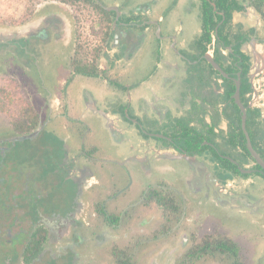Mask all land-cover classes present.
Returning <instances> with one entry per match:
<instances>
[{
    "label": "flooded vegetation",
    "instance_id": "1",
    "mask_svg": "<svg viewBox=\"0 0 264 264\" xmlns=\"http://www.w3.org/2000/svg\"><path fill=\"white\" fill-rule=\"evenodd\" d=\"M96 2L117 7L106 38ZM81 12L82 64L94 71L75 68ZM0 19L26 28L0 39V82L18 81L35 112L26 131L0 112V264H97L102 252L136 264L143 250L152 264L166 252L175 264H231L189 254L205 235L195 225L222 222L210 203L247 220L234 232L252 246L226 235L243 263L254 245L264 264V167L252 150L264 159V0H33ZM154 188L181 212L137 228Z\"/></svg>",
    "mask_w": 264,
    "mask_h": 264
},
{
    "label": "trees",
    "instance_id": "2",
    "mask_svg": "<svg viewBox=\"0 0 264 264\" xmlns=\"http://www.w3.org/2000/svg\"><path fill=\"white\" fill-rule=\"evenodd\" d=\"M95 5L96 6H94V9L96 13H103L104 15H107L106 22H104L102 26V29L105 31L106 38L110 24L109 22L111 21V12L106 10L97 2ZM77 17L78 23L80 25L81 15L77 14ZM0 21H2V19H0ZM100 50L101 47L91 52L94 58L99 57ZM84 51L85 47L83 42V34L78 28L76 56L74 59L75 68L79 72H83L85 70L94 71L95 67L92 65L83 66L82 63ZM19 84L20 83L18 81L12 78H8L7 81L3 83L0 82V112L7 113L20 130L26 131L35 125V112L33 111L31 104L28 102L22 91L18 89ZM17 117L25 118V120L18 123L16 120H14V118L16 119ZM153 202L157 203V205L162 209L163 213L168 215V222L176 220L181 212L180 206L177 203L174 195L171 194V191H163L157 188L149 190L146 196V203L151 204ZM189 254L208 255L215 258H222L225 261H227L228 258H231V264H245L239 257V246L237 242L230 236L221 232L207 233L201 238L197 239L189 251ZM116 255L118 264H133L129 262L128 254L126 252H121Z\"/></svg>",
    "mask_w": 264,
    "mask_h": 264
},
{
    "label": "rangeland",
    "instance_id": "3",
    "mask_svg": "<svg viewBox=\"0 0 264 264\" xmlns=\"http://www.w3.org/2000/svg\"><path fill=\"white\" fill-rule=\"evenodd\" d=\"M33 0H0V14L3 12H12L14 14H16L17 12H19L23 6L25 4H27L28 2H32ZM42 1V0H39ZM105 4H110L113 0H102ZM123 4H126L127 2H129V0H117ZM86 21V19H84ZM88 25H84L85 31L87 32V28H90V30H92L94 28L93 24L91 23V20L87 21ZM79 30L80 32L83 34V13H81V23L79 25ZM95 29V28H94ZM92 33V32H91ZM5 72H0V80L4 77ZM165 177V176H163ZM139 191V190H138ZM139 197V193L137 192L136 194V198ZM65 204H67L66 202H64ZM122 205V204H121ZM90 208V211L92 210L93 206L90 205V207L88 206V210ZM208 208H209V214H211V216H217V218H220L222 220L221 223L219 222H211L209 219L208 221L205 220V222L203 223V225H199V226H194V228L192 229V231L199 236H202L203 234L206 233H210V232H221V233H229L230 235L236 236L235 238L237 242H239V244L242 247L245 246H252L249 242H248V238L247 236L244 237V235H240L237 236L236 233L234 232V229L238 230V227H242V226H246L247 227V220L246 219H241L239 216L233 220H229V218H225V216L219 211L218 208H216L214 205H212L211 203L208 204ZM134 212H136L138 215L136 217V225L137 228L139 227V223L142 222L143 219L148 220V224H146V228L147 227H151L154 226L156 223L155 221L158 219V217H160V215H162L163 211L162 209L157 205V204H149L148 207H143L142 205H137L135 207ZM155 216V218L151 219L152 216ZM90 216V215H89ZM189 216V214H188ZM213 218V217H212ZM93 219V218H92ZM218 220V219H217ZM219 221V220H218ZM160 224V223H159ZM227 227H226V226ZM232 228H231V227ZM232 230H230V229ZM142 237H146V235L137 232V238H142ZM232 238V237H231ZM233 239V238H232ZM158 242H150L149 244H157ZM253 252H251V259H250V264H256V256L258 255V251L256 246L253 245ZM168 253H163L161 257H158V259L156 260L155 263L153 264H175V259L177 258L178 254L176 253L173 259H169L168 260ZM156 256V253H152V252H147L146 250L140 251L136 254L135 257V262L136 264H152V258ZM97 264H113L112 260L109 256L108 253L106 252H102L100 254L99 259L96 261ZM196 264H207V263H196Z\"/></svg>",
    "mask_w": 264,
    "mask_h": 264
},
{
    "label": "water",
    "instance_id": "4",
    "mask_svg": "<svg viewBox=\"0 0 264 264\" xmlns=\"http://www.w3.org/2000/svg\"><path fill=\"white\" fill-rule=\"evenodd\" d=\"M106 8L108 10H112L114 8H117V7L116 6H108ZM25 33H26V28H12V29H9V28H1L0 27V39L1 40L14 38V37H20L22 35H25ZM40 129H42V128H38V129L34 130L33 132H31V133H29L27 135H22V136H20V138L21 139L32 138V137L37 135V133L39 132ZM250 148L252 149L251 143H250ZM252 150H253V154L256 157V159L259 162V164H261L264 167V159L254 149H252ZM192 159H194V158H192Z\"/></svg>",
    "mask_w": 264,
    "mask_h": 264
},
{
    "label": "crops",
    "instance_id": "5",
    "mask_svg": "<svg viewBox=\"0 0 264 264\" xmlns=\"http://www.w3.org/2000/svg\"><path fill=\"white\" fill-rule=\"evenodd\" d=\"M131 1H132V5H135L138 2H144L145 0H131Z\"/></svg>",
    "mask_w": 264,
    "mask_h": 264
},
{
    "label": "built area",
    "instance_id": "6",
    "mask_svg": "<svg viewBox=\"0 0 264 264\" xmlns=\"http://www.w3.org/2000/svg\"><path fill=\"white\" fill-rule=\"evenodd\" d=\"M86 25H88V23H86ZM87 34H88V36H93L92 33H91L90 28H87Z\"/></svg>",
    "mask_w": 264,
    "mask_h": 264
}]
</instances>
